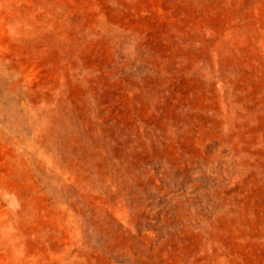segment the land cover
I'll return each mask as SVG.
<instances>
[{
    "label": "rangeland",
    "instance_id": "374dc122",
    "mask_svg": "<svg viewBox=\"0 0 264 264\" xmlns=\"http://www.w3.org/2000/svg\"><path fill=\"white\" fill-rule=\"evenodd\" d=\"M0 264H264V0H0Z\"/></svg>",
    "mask_w": 264,
    "mask_h": 264
}]
</instances>
